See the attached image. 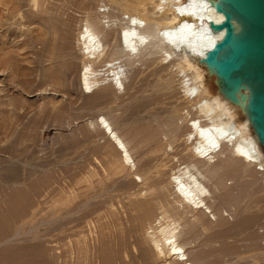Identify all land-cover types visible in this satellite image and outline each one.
<instances>
[{
  "label": "rangeland",
  "instance_id": "obj_1",
  "mask_svg": "<svg viewBox=\"0 0 264 264\" xmlns=\"http://www.w3.org/2000/svg\"><path fill=\"white\" fill-rule=\"evenodd\" d=\"M130 1L0 0V264H163L147 252L134 214L121 208L127 204L122 189L132 187V172L111 176L117 157L94 119L106 117L130 142L134 173L140 175L152 166L142 138H162L165 128L159 124L185 106L180 81L154 52L124 65L122 94L107 86L82 95L74 76L60 87L51 85L49 77L63 58L72 71L80 68L75 43L79 20L86 11L100 16L101 5L115 20L101 36L107 52L117 50V33L124 23L120 5ZM211 84V94L223 91L217 78ZM174 116L170 129L177 131L178 140L169 153L180 163L193 162L182 141L186 124ZM225 149L212 164L216 176L206 179L216 183L224 197L215 195L213 203L227 213L215 222L204 215L203 225H193V214L176 204L188 262L264 264V185L254 168H246ZM169 174L168 169L162 171L163 182ZM58 182H72L73 194L51 193ZM72 195L74 210L61 218V204ZM97 205L88 218L59 226Z\"/></svg>",
  "mask_w": 264,
  "mask_h": 264
},
{
  "label": "bare ground",
  "instance_id": "obj_2",
  "mask_svg": "<svg viewBox=\"0 0 264 264\" xmlns=\"http://www.w3.org/2000/svg\"><path fill=\"white\" fill-rule=\"evenodd\" d=\"M216 2L217 0L124 2L125 4L120 5L122 11L119 14L124 23L117 33L118 49L113 52H107L104 37L101 36L115 21L109 15L108 8L101 5L98 8L102 9L100 16L86 11L79 20L80 26L75 38L81 56L80 68L72 71L67 59L63 58L60 67L49 76L53 78L51 85L56 87L62 86L74 76L82 95H92L107 86L110 87L107 89L116 94H122L127 79L124 65H133L132 63L143 56L154 52L166 64L169 73L174 74L180 81L179 89L185 106L176 113L178 119L186 124L187 132L182 136V141L193 162L180 163V159L169 153L172 142L178 140L177 131L170 129L173 120H176V113H169L164 122L159 124L160 128H165L160 134V139L164 142L156 139L155 134L142 138V147H149L146 155L152 166L140 175L134 173L136 164L132 158L130 142L113 128L106 117L99 115L94 119L95 126L108 139L117 157L111 176L121 175L126 170L132 172V187L126 191L122 189L127 204L121 208H127L129 213L134 214L132 221L144 234L147 252L157 260L162 259L163 264H191L186 253L187 243L180 238L182 218L176 204L188 209L187 213L193 214L189 220L193 225H203L204 215H208L210 221L215 222L222 214L227 213L222 205L213 203V197L220 196L221 192L218 191L216 183L209 184L206 179L216 176L212 164L223 154L225 148L229 150L231 157L241 161L246 168H254L260 174L261 184L264 185V149L248 119V92L240 91L236 102L230 100L224 90L211 94V80L217 77L203 60L212 45L224 34V31L215 32L210 28V22L219 23L224 20L223 15L215 11ZM84 5L81 3V8ZM57 39L59 40L58 37ZM242 109L244 116L236 122V117L243 113ZM153 139L159 140L154 143L155 146ZM162 157L165 158L161 163L153 166V161L158 162ZM196 164L207 168H200ZM165 169L170 174L163 182L162 171ZM74 188L72 182L66 186L65 183L58 182L57 188L50 192H58L57 195L73 194ZM167 188L170 193H167ZM168 194L173 196L174 202L169 200ZM74 198L75 195H72L68 203L61 204L62 208L58 211L61 218L74 210L71 207ZM97 209L98 205L82 211L80 217L61 222L59 226L78 223L80 219L93 215ZM244 209L248 213L249 210Z\"/></svg>",
  "mask_w": 264,
  "mask_h": 264
},
{
  "label": "water",
  "instance_id": "obj_3",
  "mask_svg": "<svg viewBox=\"0 0 264 264\" xmlns=\"http://www.w3.org/2000/svg\"><path fill=\"white\" fill-rule=\"evenodd\" d=\"M214 6L224 20L210 28L224 34L203 61L230 100L248 92V119L264 149V0H217Z\"/></svg>",
  "mask_w": 264,
  "mask_h": 264
}]
</instances>
